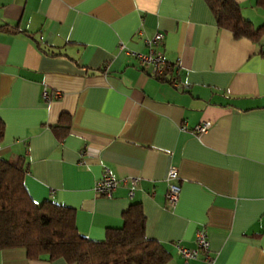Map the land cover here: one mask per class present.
Here are the masks:
<instances>
[{
	"label": "crops",
	"instance_id": "0c3cea01",
	"mask_svg": "<svg viewBox=\"0 0 264 264\" xmlns=\"http://www.w3.org/2000/svg\"><path fill=\"white\" fill-rule=\"evenodd\" d=\"M235 2L264 22L255 0ZM158 32L168 65L159 78L134 55ZM261 49L264 35L255 43L218 27L205 0H0V156L21 157L30 197L72 208L90 240L121 227L138 202L166 264H264ZM43 89L59 95L46 101ZM169 166L180 186L171 207ZM106 170L119 180L111 196L94 190ZM198 230L208 252L185 260L177 245L195 248ZM0 264L68 263L14 247L0 249Z\"/></svg>",
	"mask_w": 264,
	"mask_h": 264
},
{
	"label": "trees",
	"instance_id": "16d2710c",
	"mask_svg": "<svg viewBox=\"0 0 264 264\" xmlns=\"http://www.w3.org/2000/svg\"><path fill=\"white\" fill-rule=\"evenodd\" d=\"M205 1L218 27L230 30L235 37L258 43L264 35V22L254 26L243 17L235 0ZM255 3L264 10V0ZM260 53L264 56V49ZM68 119L61 114L59 123L52 126L58 138L67 133ZM3 133L0 120V140ZM26 170L21 157L0 156V249L21 247L29 258H62L68 264H166L170 258L160 243L146 236L140 203L129 205L122 226L108 229L104 240H90L78 231L72 208L30 197L24 185Z\"/></svg>",
	"mask_w": 264,
	"mask_h": 264
},
{
	"label": "built area",
	"instance_id": "2783aa9c",
	"mask_svg": "<svg viewBox=\"0 0 264 264\" xmlns=\"http://www.w3.org/2000/svg\"><path fill=\"white\" fill-rule=\"evenodd\" d=\"M163 38L162 33H156L151 38L146 39V44L149 49L147 52H135L134 55L137 57L140 63L151 66V74L156 77H161L167 70L168 65L164 61L160 51L155 50L154 46L161 42ZM118 47L123 48V43L118 42ZM172 83L175 84V79H172ZM44 100L48 101L52 98L59 95V92L50 93L46 89H43L41 92ZM210 127L209 122H203L194 127V132L197 135H202ZM185 128V126H183ZM177 170L174 166H169L166 172L165 180L167 183V189L165 194V204L168 207L174 206L179 198L180 186L177 183ZM124 181V180H123ZM138 182V179L135 177L130 178L129 187H128V196L133 195V191ZM119 180H117L109 171H105L102 176L95 182L94 190L103 196H111L115 188L117 187ZM195 248H186L181 245H177L178 254L183 257L185 260L192 259L197 257L199 252H208L209 249V240L207 234L203 230H198L195 234ZM207 260L210 261V258L207 257Z\"/></svg>",
	"mask_w": 264,
	"mask_h": 264
}]
</instances>
